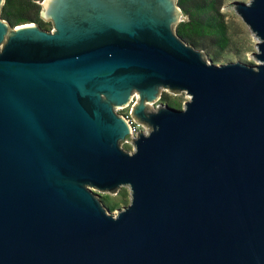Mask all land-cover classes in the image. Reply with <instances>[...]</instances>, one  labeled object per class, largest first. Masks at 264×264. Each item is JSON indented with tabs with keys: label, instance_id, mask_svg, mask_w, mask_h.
Here are the masks:
<instances>
[{
	"label": "water",
	"instance_id": "1",
	"mask_svg": "<svg viewBox=\"0 0 264 264\" xmlns=\"http://www.w3.org/2000/svg\"><path fill=\"white\" fill-rule=\"evenodd\" d=\"M40 7L0 17V264H264V0L234 2L255 64L182 41L177 0ZM121 186L114 214L92 190Z\"/></svg>",
	"mask_w": 264,
	"mask_h": 264
},
{
	"label": "rangeland",
	"instance_id": "2",
	"mask_svg": "<svg viewBox=\"0 0 264 264\" xmlns=\"http://www.w3.org/2000/svg\"><path fill=\"white\" fill-rule=\"evenodd\" d=\"M41 1L42 0H33V2L38 5H40ZM235 1L248 2L249 0L215 1L216 6L218 7V12L222 16L226 28V34L228 36L227 46L223 49L219 48L215 42H212L210 37H197L195 38L196 45H192L194 48L202 51L204 58L207 61H211L214 64L233 61H241L248 64H255L258 62L254 56V53L257 51V38L235 11ZM39 18L43 23V26H40L41 28L47 30L52 28V24L49 20L45 21L40 16ZM179 19L183 22L188 19L187 14L181 8ZM34 23L38 24L37 22ZM188 99L189 95L185 91L170 92L165 88L160 90V98L153 104H150L149 108L153 109L159 104H168L181 109L184 102ZM133 101H135V97L133 98ZM131 106L121 107L117 109L116 112L119 114H127L129 113ZM139 127L140 130L143 131L147 129V127L143 124H140ZM119 145L127 151H132L133 149L130 137L120 141ZM92 190L108 211L113 214L116 213L117 209L122 208L129 202L130 194L128 186H121L113 193L102 192L96 188H92ZM110 206H112V209H110Z\"/></svg>",
	"mask_w": 264,
	"mask_h": 264
},
{
	"label": "trees",
	"instance_id": "3",
	"mask_svg": "<svg viewBox=\"0 0 264 264\" xmlns=\"http://www.w3.org/2000/svg\"><path fill=\"white\" fill-rule=\"evenodd\" d=\"M215 1L177 0L178 6L188 16L186 21H180L175 26V32L182 41L194 46L195 38L210 37L219 48L227 46L226 28ZM40 8L33 0H4L0 17L12 26L33 21L42 27Z\"/></svg>",
	"mask_w": 264,
	"mask_h": 264
},
{
	"label": "built area",
	"instance_id": "4",
	"mask_svg": "<svg viewBox=\"0 0 264 264\" xmlns=\"http://www.w3.org/2000/svg\"><path fill=\"white\" fill-rule=\"evenodd\" d=\"M133 99H131L130 103L127 106H131L133 104ZM125 106V107H127ZM126 121L128 122L129 126H130V137H133L137 134L138 131H140V124L139 122H136L130 115V113L127 114H121Z\"/></svg>",
	"mask_w": 264,
	"mask_h": 264
}]
</instances>
